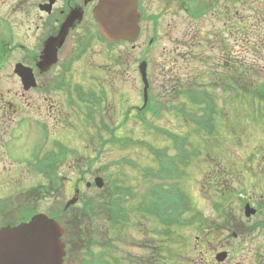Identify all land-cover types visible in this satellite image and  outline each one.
Segmentation results:
<instances>
[{"label": "rangeland", "instance_id": "rangeland-1", "mask_svg": "<svg viewBox=\"0 0 264 264\" xmlns=\"http://www.w3.org/2000/svg\"><path fill=\"white\" fill-rule=\"evenodd\" d=\"M200 1L208 2V0ZM224 1L229 5L230 10L236 9L239 11L241 64L252 66L255 69L252 73V83L255 86L246 84L248 82L245 84L242 82L241 84L239 124L234 129L217 128L219 130H216L212 135H196L197 133H201L197 128V124L203 117L208 118V120L213 118L221 120L219 115L225 111L229 112L231 117H233L232 106L229 103L222 105L221 96L218 92L214 93L216 95V103L213 108H208L207 111L203 110L201 114L194 115L191 128H181L178 124V116L176 119L170 117L171 120L166 118L158 121L153 116L150 104L146 106V110L143 108L144 111H141L139 116V112L135 107L142 106L143 98L139 89L137 78V73L139 74V72H136L135 61L139 53H141L144 41L150 34L152 22L150 19L148 21V29L142 33L143 35L137 41H133L134 43L129 45L125 43L114 44L113 48L108 51V70L105 68L107 67L106 65L102 66V68L99 67V63H106L104 55H100L101 52L98 49L91 53L95 63L93 68L106 69L108 75L111 69H114L115 79L108 78V86L103 77L95 80L91 79L92 73L88 72L90 68L88 62L79 60L72 64L71 67H64L66 90L81 89L82 86L83 89L95 90L97 95H102L101 92L104 91L105 87H108V101H103L102 106L100 105L101 107L96 106L93 109L94 116H90L89 122L93 123L94 128L85 129L84 131L80 129L72 131L74 132L72 133L74 138L70 135L68 136L66 129L62 132L63 134L54 133L58 129L50 130L49 137L45 142L47 149L53 154H63L64 163L60 167V170L58 164L54 166V174L56 175L58 172L60 174L58 179L60 185L54 188L55 191L51 192L52 194L49 197L44 196L41 190L45 191V188L49 185L50 178L40 173V175H36L33 171L32 173L26 172L25 166H27V163L18 161L29 158L28 152L24 148H21V151L13 156L14 159H10L5 151H3V148H0V200L2 201L1 204L5 201L9 203H6L5 207L0 210V225L12 221H20L18 213L23 208L28 211V215H30V212L59 214L67 201L74 196L76 184L78 186L81 184V191L86 193L88 197H91V195L101 194L105 191L108 182L103 189H98L97 187L96 189L94 187L90 189L86 186L87 181L93 182L97 176H101L105 181H108V173L116 176L122 171L124 178L133 186L131 202L133 201L134 205L138 203L139 192H148L153 182L154 184L161 182L163 186H170L171 189H176L177 192L187 197L191 207H195L194 212H198L201 218L207 219L206 225L199 226L196 220V222L189 224L192 221L191 217L195 214L192 209L186 212L188 224L182 222L183 224L177 227L176 230L172 229L173 231H170L168 229V231H165L170 225H165L166 223L160 221V218L155 214H160V212H148V209L152 207L149 202L143 204L145 209L148 207L147 211L136 210L134 213L132 210L129 212L127 209L122 212L125 215L122 218V223L128 226L125 229V233H119V235L116 234V230L109 225L106 219H101L97 216V219L94 218L89 222L90 218L88 217L85 222H82V219L79 218L81 226L78 227V231L80 233H87V236L83 234L81 235L83 238L80 239L78 236L76 237V232H72L71 236L67 238L71 243L69 247L67 246V249L69 248L70 251L67 254L66 264H108V257L114 256L120 260H118V264H148L150 261L147 258L151 255V249L146 248L148 244L152 245V248L157 247L160 249L157 259V263L159 264H203L210 262L211 257L215 263H219L215 260L216 254H213L211 251L218 244L217 235L219 233L216 229L225 225L222 216L219 214V204L228 198L225 202L245 205L246 202L250 203L251 199L260 201V197H262L261 201H263L262 204L264 205V96L262 95L264 94V0H220V2ZM193 4H196L195 0ZM158 10H162V5L158 3L154 4L152 0L150 11L147 14L150 15V13H155ZM167 19L166 17L163 20ZM200 22H202L200 29L205 35L220 31V27L222 26V19L215 18L210 13L204 15L200 19ZM175 23L176 26L172 35L180 38L184 37L186 15L182 12L177 14ZM161 30H163L162 24ZM38 37L39 34L34 32V42H36ZM83 37L79 32L76 34V38L69 39L65 49L69 51V48L75 42H81ZM257 40L262 45L259 48H256L254 45ZM163 44L167 47H172V43L166 38L163 39ZM93 46L94 44H89V47ZM161 48L162 43H159L157 48L154 49L151 56L153 64H155L154 59H159ZM124 50L130 54L126 55ZM127 56L132 59L128 64H126ZM194 65L198 64L195 62ZM160 82L163 81L156 80L155 85L160 86ZM1 85L4 91L11 88L17 89V85L14 82H4ZM209 85L208 82L202 84L211 93L213 88ZM32 96L34 104L40 102L38 90L34 91ZM49 97L55 100L60 99L55 94H49ZM151 100L161 102L156 97ZM207 100H211V96ZM85 108L81 104L80 113L82 121L88 120L85 117V112L87 113V118L89 116L88 109L86 111ZM128 109L132 113H127ZM29 113L38 115L35 106L33 110L29 108ZM31 120L33 122L34 118L32 117ZM49 120L53 122V119ZM169 121H174V124ZM150 123H156L158 130L152 128ZM199 125L204 130L207 129V126L200 123ZM113 126L119 127L115 133L122 137L120 138L122 144L119 145L120 142H115L118 146L112 145L114 142L110 141ZM29 130L30 132H25V135H28L21 139L20 146L26 141L28 147L30 143H33L35 148L37 147L36 144L40 145V142L44 139L41 138V132L38 129L32 127ZM162 130H170V134L179 139H175L174 142L168 141L170 138L166 137L165 133H160ZM188 132L190 134L188 139L182 140L179 143L180 139H182L181 135ZM91 136L93 137L91 139L93 142L90 140ZM99 136L103 138L107 137L106 144H99ZM213 136L214 138L212 139ZM25 138L27 139L24 140ZM88 138L92 144L94 143L91 148L87 147L88 144H84ZM124 140H128L129 142L125 143ZM176 141L182 147H186L188 143L192 142L195 146L199 147L200 154H189L191 157L185 158L184 150L179 153L177 147H175L178 145H176ZM57 142H63L70 149L66 148L64 153H62ZM148 142L155 146V149L157 147L161 148L159 153H161V150H165L166 157L174 159L171 164L174 170L172 168L169 171L167 169L164 170L165 167L162 168L164 164H159L156 161V157L154 162L152 161V154L147 149ZM169 144L172 145L171 148L166 149L165 146ZM16 146L19 147V145ZM78 146L80 147V153L78 151L74 153L71 149ZM193 146L186 149L189 151L193 150ZM98 148L105 150L102 151L101 158L93 162L92 171L86 170L80 173L78 164H82L84 168L86 166L88 168V156L91 155L96 158ZM80 154H84L85 156H80ZM71 158H78L79 160L73 162ZM35 159L40 161L42 155L39 154V158L35 157ZM118 161H121L123 164H118ZM111 162H115V164L110 165L108 168ZM31 163H33L32 155L29 158V165ZM133 164L136 166H133ZM4 165L6 167H3ZM175 165H178L184 173L183 177L180 175V178L176 182H174V178L180 174L181 170H177ZM7 167L15 173L13 178L4 177L3 170ZM146 167H153L156 171L162 169L161 178L154 181L142 179V170ZM164 171L166 172L164 173ZM90 173H92V176L88 177ZM169 174H171L172 179L167 177ZM82 176H84V179L80 180ZM138 179H141L140 184L137 183ZM21 181H25V185H22ZM23 189L25 190L23 191ZM229 191H233L232 196ZM91 204L94 205L95 203ZM74 206L70 207L68 212L63 214V220H73L84 213L86 206L82 202H78ZM262 207L264 208V206ZM244 210L245 212L248 211L246 208ZM85 213L87 214V211ZM165 213L167 215V212ZM128 214H132L131 218L126 217ZM174 220L175 218H173ZM108 227L110 228L109 231ZM238 227L243 228L240 225ZM201 230H204V233H211V236L208 235L204 240L199 239L198 237L202 233ZM174 235H178V237L174 238ZM155 236L159 237L157 239L159 243L154 240ZM168 239L174 240L173 242L178 239L186 241H183L182 244L180 241L171 244L173 242H170ZM167 242L170 244L168 245ZM236 259L242 258L238 257ZM110 262L115 264L111 260ZM242 264H254V257L247 255L244 257Z\"/></svg>", "mask_w": 264, "mask_h": 264}, {"label": "flooded vegetation", "instance_id": "flooded-vegetation-1", "mask_svg": "<svg viewBox=\"0 0 264 264\" xmlns=\"http://www.w3.org/2000/svg\"><path fill=\"white\" fill-rule=\"evenodd\" d=\"M98 1L0 0V148H3L10 159H14L13 156L20 152L21 148H24L29 153V158L31 155L32 159L39 158V154L42 155L40 161L44 163L49 152L45 142L49 137L50 130L58 129L54 133L63 134L62 132L66 129L68 136L74 138L72 131L94 128L89 119L91 115L94 116L93 109L96 108V97H100L101 104L103 101L107 102L108 87H105L104 91L101 92L102 95H97L95 90L83 89L82 86L81 89L66 90L64 67H71L79 60L88 62L90 65L88 72L92 73L91 79L103 77L108 86V78L115 79L114 69H111L109 75L107 72L108 51L113 48L114 44L125 43L129 45L134 43L124 40L113 42L101 31L93 11ZM151 1L138 0L141 12L140 36L148 29V21L151 19L152 22L150 34L144 41L141 53L135 61L136 72L139 71L140 63L144 60L147 61L149 99L147 104L143 100L142 106H134L135 109L140 113L144 111L143 108L146 110V106L150 104L152 113L158 116H154V118L158 121L170 119V117L176 119L178 116L179 123H177L181 128H191L194 115L201 114L203 110L207 111L208 108H213L216 103L214 93L218 92L221 96L222 105L229 103L232 106L233 117L225 111L219 115L221 120L213 118L212 123L216 124L218 128L234 129L239 124L242 81L249 82L252 80V73L255 71L252 66L244 64L242 66L241 64L239 11L230 10L229 5L225 1L220 2V0H208V2L195 0L196 4H193L194 0H153L154 4L162 5V10L148 15ZM181 12L186 15V27L184 37L180 38L172 35V32L176 26L175 17ZM208 13L215 18L222 19V26L220 31L205 35L200 29L202 25L200 19ZM166 17L168 19L164 21L163 19ZM161 24L163 30H161ZM66 25L67 32L61 45L59 44L60 39L54 41L57 60L49 69L45 68L43 59L45 45L53 38H59ZM34 32L39 34L36 42L33 40ZM79 32L84 36L82 41L75 42L67 51L65 49L67 42L71 38H76V34ZM164 38L172 43V47L163 44ZM90 43L94 46L89 47ZM159 43H162L159 59H154L155 64H153L151 56ZM254 45L256 48L262 46L258 40ZM97 49L106 60V63H99V67L102 68L106 65L107 70L93 68L95 63L91 53ZM124 51L126 55L130 54L126 50ZM131 60L127 56L126 64ZM195 62L198 65H194ZM22 74H26L27 77L33 75L36 85L26 88ZM137 78L142 94L144 81L138 73ZM156 80L163 82H160L161 85L158 86L155 85ZM4 82H14L17 89L11 88L4 91L1 85ZM204 82H208L209 86L213 88L211 93L202 86ZM36 90L39 91L40 102L34 104L32 94ZM49 94H55L60 99H50ZM210 96L211 100H207ZM155 97L159 98L161 102L151 100ZM81 104L86 107V111L88 109V118L85 112L87 121H82ZM34 106L38 115L29 113V108L33 110ZM127 113L132 112L128 109ZM32 117L34 118L33 122ZM49 119H53V122ZM205 119L208 118H201V120ZM151 126L157 128L156 123H151ZM32 127L41 132V138L45 141L42 140L40 145L36 144L38 148H34L33 143V145L30 143L28 147L26 141L20 146L21 139L28 135H25V132H30L29 129ZM7 135L8 137H6ZM91 139H93L92 136ZM90 140L88 138L84 143L85 145L88 144L87 147L89 148L94 144ZM59 149L64 153L63 148L59 147ZM74 149L75 152L80 153L79 146ZM63 156V154L58 153L60 161H64ZM29 158L18 160L27 163L26 172L32 173L33 171L36 175L42 174L47 177L48 170L44 167L40 168L38 164L29 165ZM71 159L73 162L79 160L78 158ZM35 160L37 161V159ZM88 160L94 162L95 157L89 155ZM82 169L84 170L83 165L78 164L80 173ZM3 174L4 177L13 178L15 173L7 167L3 170ZM56 175L59 176V172ZM91 176L92 173L88 175V177ZM86 185L90 189L93 188V185L88 181ZM261 200L262 197H260ZM260 201L251 199V205L256 208V212L252 216H248L244 210L247 202L245 205L231 202L220 204L219 214L222 216L225 225L216 229L219 233L217 235L218 244L211 251L213 254L225 253L226 258L223 262L215 263L211 257L210 262L203 264H242L247 255L254 257V264H264V208L262 207L264 205L262 204L263 201ZM1 203L0 200V210L5 207L6 203L9 204L7 201ZM78 221V218L74 220L76 223ZM239 225L243 228H239ZM125 229L126 227H123V230ZM80 234V231L76 233V237L81 239L83 237ZM208 235L211 236V233L203 232L198 238L204 240ZM157 239L159 237L155 236L154 240L157 241ZM157 242L159 243V241ZM146 248L151 249V255L147 258L150 261L148 264H159L157 259L160 249L152 248V245L149 244L146 245ZM238 257L242 259H236Z\"/></svg>", "mask_w": 264, "mask_h": 264}, {"label": "water", "instance_id": "water-1", "mask_svg": "<svg viewBox=\"0 0 264 264\" xmlns=\"http://www.w3.org/2000/svg\"><path fill=\"white\" fill-rule=\"evenodd\" d=\"M94 14L102 30L111 39L132 41L139 35L140 14L137 0H99L94 7ZM66 32L67 25L59 38H50V41L54 43L60 39L61 45ZM55 61L56 51L50 56L46 68ZM145 97L147 98V89ZM96 184L103 187V179L97 177ZM78 193L77 189L76 195L66 207L77 201ZM63 233L58 221L44 213L35 214L30 220L17 225L3 226L0 228V264H64L66 243L62 240ZM217 258L223 260L225 254H219Z\"/></svg>", "mask_w": 264, "mask_h": 264}, {"label": "trees", "instance_id": "trees-1", "mask_svg": "<svg viewBox=\"0 0 264 264\" xmlns=\"http://www.w3.org/2000/svg\"><path fill=\"white\" fill-rule=\"evenodd\" d=\"M198 130L201 133H197L196 134L197 136H200L201 134H203V136H205V134L212 135L216 132V130L213 128H211V129L207 128L204 130V132H202L203 130H201V129H198ZM115 131H116V129H113L111 131L112 135L110 137V141L114 142V144H112V145L118 146L117 143H119L121 141L120 138H122V137L117 136ZM169 136L173 137L172 134H169ZM174 139H176V138H174ZM115 142H117V143H115ZM124 142L128 143L129 141L124 140ZM120 144H122V142H120L119 145ZM177 144H178V142L176 141V145ZM193 145L194 144L191 142L190 144L188 143L186 147H182V145H180V144H178L175 147H177V150L179 151V153H181L184 150V157L188 158L190 156L189 154H191V155H199L200 154L199 147L195 146V145L193 146ZM190 146H193V150L189 151L186 148L190 147ZM151 150L156 155V160L158 161V163L164 164V165L161 164L162 168L165 167L164 170L167 169L169 171L170 168L173 169V166L171 164H172V160H174V159H172L170 157H166V151L165 150H161V153H159V150H153V149H151ZM158 155L159 156L162 155V156L159 157ZM112 164H115V162H113V163L111 162L108 165V168ZM118 164L121 165L123 163H121V161H118ZM133 166H136V165L133 164ZM175 168L177 170L180 169L178 165H175ZM142 171H143L142 178H145L147 181H150V180L154 181V180L160 179L161 175H162V169H160L159 171H156L153 169V167L152 168L146 167ZM165 172L166 171H164V173ZM183 174L184 173L181 170L180 174L175 176L174 182H176V180H178V178H180V175H181V177H183L182 176ZM112 177H114V178H112ZM167 177H170L172 179L171 174L167 175ZM54 181H58L57 177L51 178V183H53ZM137 183L140 184L141 179H138ZM132 188H133L132 184L129 183L128 180H126L124 178V174L122 173V171L119 172L116 176H112L111 174L108 173V185L105 188V191H103L101 194L98 193L96 196H93V197L85 196L84 199H82V200H83V203L86 207L84 209V213L80 214L78 217L81 218L83 221H86L88 219V217L90 219H94L97 216H98V218H101V219H106V218L112 219V222L114 225L113 227H121L123 224L120 221V219L125 217V215L122 212L126 211L127 209L129 212H131V210H132V212H135L136 210L137 211H144V210L147 211L148 207L145 209L143 204L149 202V204L151 203L152 209L149 208L148 212H150V211L160 212V214L155 213L160 218V221H163L164 223H166L165 225H168V226L170 225L165 231H168V229L170 231H173L172 229L176 230L177 227H179L183 224L182 222H185L186 224L189 223V221L187 220L188 216L186 215V212L191 211L192 209L194 212L195 207L194 206L191 207L189 199L187 197H184L180 192H177L176 189L175 190L171 189L170 186H163L161 182H159L157 184H154V182H153V185L148 189V192H139L140 197L137 196V197H139L138 203L136 205H134L133 201L131 202ZM91 203H95V204L93 205ZM125 203H128V204L126 205ZM86 211H87V214L85 213ZM165 212H167V215ZM33 213L34 212H32V213L30 212L29 213L30 215H28V211H26V210L21 211L20 210L18 213V218L21 220H25L27 217L31 216ZM65 213H66L65 210L60 211L59 214H54L53 217L58 219L63 224V226L65 227V230L67 232L66 234L69 237V236H71L72 230H74L75 223H73L71 221L66 222V220H63V214H65ZM131 216H132V214L127 215L128 218H131ZM173 218H175L174 221H173ZM155 219H157V218H155ZM191 220L192 221L189 224L197 221L196 223H198L199 226H202L204 224L206 225L205 221L202 220V218L200 217L198 212L195 213L191 217ZM116 232H117L116 233L117 235H119V233H121V231L119 229H117Z\"/></svg>", "mask_w": 264, "mask_h": 264}]
</instances>
